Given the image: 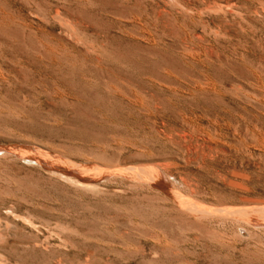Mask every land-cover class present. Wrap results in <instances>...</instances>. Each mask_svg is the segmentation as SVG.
<instances>
[{"label": "rangeland", "instance_id": "1", "mask_svg": "<svg viewBox=\"0 0 264 264\" xmlns=\"http://www.w3.org/2000/svg\"><path fill=\"white\" fill-rule=\"evenodd\" d=\"M156 1L0 0V264H264V0Z\"/></svg>", "mask_w": 264, "mask_h": 264}, {"label": "bare ground", "instance_id": "2", "mask_svg": "<svg viewBox=\"0 0 264 264\" xmlns=\"http://www.w3.org/2000/svg\"><path fill=\"white\" fill-rule=\"evenodd\" d=\"M143 1H144V0H143ZM147 1H148V0H147ZM147 1L145 0V2H147ZM151 1H152V0H151ZM157 1H158V0H157ZM157 1H156V2H157ZM170 1H171V0H170ZM175 1H177V0H175ZM178 1H179V0H178ZM180 1H181V0H180ZM185 1H186V0H185ZM188 1H189V0H188ZM195 1H197V0H195ZM154 2H155V0H154ZM158 2H161V1H158ZM162 2H163V1H162ZM215 2H216V1H215ZM215 2H214V3H215ZM149 3H152V2L149 1ZM171 3L173 4L174 2L171 1ZM180 3H181V2H180ZM182 3H184V2H182ZM187 3H188V2H187ZM190 3H191V2H190ZM198 3H200V2H198ZM155 4H156V3H155ZM188 4H189V3H188ZM192 4H193V3H192ZM192 4H190V5H192ZM217 4H218V3H217ZM217 4H216V5H217ZM237 4H238V3H237ZM152 5H153V3H152ZM156 5H157V4H156ZM163 5H164V4H163ZM216 5H215V6H216ZM154 6H155V5H154ZM177 6H178V5H177ZM179 6H180V5H179ZM179 6H178V7H179ZM200 6H201V5H200ZM202 6H203V5H202ZM210 6H211V5H210ZM232 6H234V4H232ZM158 7H161V6H158ZM162 7H163V6H162ZM169 7H170V6H169ZM187 7H189V6H187ZM195 7H196V6H195ZM204 7H205V5H204ZM206 7H208V6H206ZM223 7H224V6H223ZM155 8H156V6H155ZM171 8H172V6H171ZM184 8H185V7H184ZM201 8H202V7H201ZM212 8H213V6L210 7V9H212ZM219 8H220V7H219ZM234 8H235V6H234ZM157 9H158V8H157ZM159 9H160V8H159ZM161 9H162V8H161ZM167 9H168V8H167ZM167 9H166V10H167ZM175 9H177V7H176ZM192 9H193V8H192ZM207 9H208V8H207ZM210 9H209V10H210ZM229 9H230V6H229ZM232 9H233V8H232ZM232 9H231V10H232ZM156 11H157V10H156ZM160 11H161V10H160ZM164 11H165V10H164ZM169 11H171V10H169ZM172 11H173V10H172ZM172 11H171V12H172ZM175 11H176V10H175ZM182 11H183V10H182ZM212 11L214 12L215 10H211V11H208V10H207L206 12H207V13H210V12H211V14H213ZM154 12H155V11H154ZM198 12H199V11H198ZM155 13H156V12H155ZM161 13H162V12H161ZM161 13H159V14H161ZM175 13H176V12H175ZM199 13H200V12H199ZM204 13H205V11H204ZM204 13L202 12V15H203ZM207 13H206V14H207ZM156 14H157V13H156ZM169 14H170V13H169ZM173 14H174V13H173ZM183 14H184V13H183ZM186 14H187V13H186ZM186 14H185V15H186ZM206 14H205V15H206ZM215 14H217V13H215ZM232 14H233V13H232ZM161 15H162V14H161ZM174 15H176V14H174ZM174 15H173V19H174ZM178 15H179V12H178ZM180 15H181V14H180ZM185 15H183V17H184ZM229 15H231V14H229ZM165 16H166V15H165ZM203 16H204V15H203ZM160 17H161V16H160ZM162 17H163V15H162ZM179 17H180V16H179ZM185 17H186V16H185ZM185 17H184V18H185ZM196 17H197V16H196ZM196 17H195V18H196ZM169 18H170V17H169ZM176 18H178V17H176ZM187 18H188V17H187ZM197 18H198V17H197ZM216 18H217V17H216ZM180 19H181V18H180ZM199 19H200V17H199ZM203 19H204V18H203ZM175 20H177V24H178V19H175ZM185 20H186V19H185ZM173 21H174V20H173ZM228 21H229V20H228ZM131 22H132V21H131ZM189 22H190V20H189ZM191 22H192V21H191ZM194 22H195V21H194ZM194 22H193L192 24H194ZM198 22H199V20L197 21V24H198ZM204 22H205V21H204ZM219 22H220V21H219ZM174 23H175V22H174ZM184 23H185V22H184ZM195 23H196V22H195ZM226 23H227V22H226ZM179 24H180V23H179ZM206 24H207V22H206ZM209 24H210V23H209ZM227 24L229 25V23H227ZM175 25H176V23H175ZM184 25H185V24H184ZM212 25H213V23H212ZM216 25H217V23H216ZM219 25H220V24H219ZM176 26H177V25H176ZM179 26H180V25H179ZM214 26H215V25H214ZM229 26H230V25H229ZM184 27H185V26H184ZM184 27H183V28H184ZM188 27H189V26H188ZM209 27H211V26H209ZM209 27H208V28H209ZM216 28H218V27H216ZM180 29L183 30L181 27H180ZM185 30H186V29H185ZM185 30H183V32H184ZM211 30H212V28H211ZM219 30H220V29H219ZM219 30H218V31H219ZM196 31H197V29H196ZM208 31H209V30H208ZM218 31H217V32H218ZM180 32H181V31H180ZM229 32H230V31H229ZM194 33H195V32H194ZM214 33H215V32H214ZM219 33H220V32H219ZM171 35H172V34H171ZM181 35H183V34H181ZM189 35H190V34H189ZM196 35H197V34H196ZM203 35H204V34H203ZM203 35H202V38H203ZM219 35H220V34H219ZM205 36H206V35H205ZM205 36H204V37H205ZM200 37H201V35H200ZM200 37H199V38H200ZM197 39H198V38H197ZM200 39H201V38H200ZM205 39H207V38H205ZM183 40H184V39H183ZM189 40H190V39H189ZM186 43H188V42H186ZM187 52H188V51H187ZM190 54L192 55V53H190ZM201 90H202V89H201ZM161 184H162V183H161ZM199 204H200V203H199ZM183 205H184V204H183ZM179 207H180V206H179ZM190 211H191V209H190ZM190 211H189V212H190ZM196 211H199V210H196ZM203 211H204V210H203ZM191 212H193V211H191ZM244 213H245V212H244ZM202 214H204V213L202 212ZM198 215H199V214H198ZM198 215H196V216H198ZM199 216H200V215H199ZM206 218H207V217H206ZM252 221H253V220H252ZM120 226H121V225H120ZM121 227H122V226H121ZM111 229H112V228H111ZM152 230H153V229H152ZM154 233H155V232H154ZM135 234H136V233H135ZM158 234H159V233H158ZM193 236H194V235H193ZM148 237H149V236H148ZM163 238H164V237H163ZM146 239H147V238H146ZM154 239H155V238H154ZM161 239H162V238H161ZM194 239H195V238H194ZM91 240H92V239H91ZM151 240H152V239H151ZM151 240H150V241H151ZM164 240H165V239H164ZM191 240H192V239H191ZM217 240H218V239H217ZM219 240H221V239H219ZM93 241H95V240H93ZM162 241H163V240H162ZM142 242H143V241H142ZM147 242H149V241L147 240ZM153 242H154V241H153ZM156 242H157V240H156ZM172 242H173V241H172ZM96 243H97V241H95V244H96ZM99 243H100V242H99ZM101 243H103V242H101ZM120 243H121V242H120ZM140 243H141V242H140ZM162 243H163V242H162ZM168 243H170V242H168ZM168 243H167V244H168ZM194 243H195V242H194ZM115 244H116V243H115ZM124 244H125V243H124ZM159 244H160V243H159ZM102 245H103V244H102ZM108 245H110V244H108ZM118 245H119V243H118ZM157 245H158V243H157ZM170 245L173 246V244H171V243H170ZM96 246H97V245H96ZM105 246H106V244H105ZM105 246H104V247H105ZM116 246H117V245H116ZM122 246H124V245H122ZM122 246H121V247H122ZM125 246H126V245H125ZM127 246H129V245H127ZM162 246H164V245H162ZM165 246H166V245H165ZM184 246H185V245H184ZM98 247H99V246H98ZM107 247H108V246H107ZM101 248L103 249V246H102ZM108 248H110V246H109ZM111 248H112V246H111ZM142 248H143V246H142ZM169 248H170V247H169ZM127 249H129V248H127ZM144 249H145V248H144ZM163 249H164V247H163ZM105 250H106V249H105ZM137 250H138V248H137ZM140 250H141V249H140ZM145 250H146V249H145ZM128 251H129V250H128ZM142 251H144V250H141V252H142ZM150 251H151V250H150ZM163 251H164V250H163ZM165 251H166V250H165ZM165 251H164V252H165ZM126 252H127V251H126ZM138 252H139V250H138ZM159 252H160V251H159ZM175 252H176V251H175ZM129 253H130V252H129ZM139 253H140V252H139ZM179 253H180V252H179ZM146 254H147V253H146ZM146 254H145V255H146ZM151 254H153V253H151ZM184 254H185V253H184ZM259 254H260V253H259ZM2 255H3V254H2ZM89 255H90V254H89ZM91 255H92V254H91ZM140 255H141V253H140ZM185 256H186V254H185ZM107 257H108V256H107ZM146 257H148V256H146ZM186 257H187V256H186ZM4 258H5V257H4ZM91 259H92V258H91ZM94 259H95V258H94ZM109 259H110V257H109ZM138 259H139V258H138ZM142 259H143V258H142ZM146 259H147V258H146ZM146 259H145V260H146ZM87 260H88V257H87ZM96 260H97V259H96ZM159 260H160V259H159ZM93 261H94V260H93ZM97 261H98V260H97ZM129 261H130V260H129ZM129 261H128V262H129ZM160 261H161V260H160ZM160 261H159V262H160ZM188 261H189V260H188ZM3 262H4V261H3ZM101 262H102V261H101ZM131 262H132V261H131ZM154 262H156V261H154ZM184 262H187V261H184ZM184 262H183V263H184ZM86 263H87V261H86ZM98 263H99V262H98ZM103 263H104V261H103ZM106 263H107V260H106ZM109 263H111V262L109 261ZM143 263H144V262H143ZM145 263H146V261H145ZM172 263H173V262H172ZM178 263H179V262H178ZM180 263H181V262H180ZM187 263H191V262L189 261V262H187ZM99 264H101V263H99ZM138 264H139V263H138ZM141 264H142V263H141ZM146 264H147V263H146ZM151 264H153V263L151 262ZM154 264H156V263H154ZM159 264H161V263H159ZM170 264H171V263H170ZM175 264H176V263H175ZM184 264H185V263H184ZM191 264H192V263H191ZM194 264H195V263H194Z\"/></svg>", "mask_w": 264, "mask_h": 264}]
</instances>
